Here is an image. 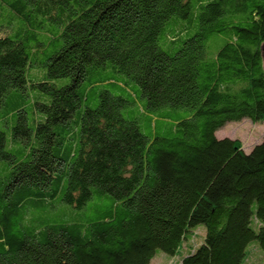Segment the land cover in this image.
<instances>
[{"label":"trees","instance_id":"trees-1","mask_svg":"<svg viewBox=\"0 0 264 264\" xmlns=\"http://www.w3.org/2000/svg\"><path fill=\"white\" fill-rule=\"evenodd\" d=\"M28 86L50 96L33 126L4 100ZM5 105L19 147L0 129V264H150L199 225L180 264L264 252V138L218 136L264 122V0H0Z\"/></svg>","mask_w":264,"mask_h":264},{"label":"rangeland","instance_id":"rangeland-1","mask_svg":"<svg viewBox=\"0 0 264 264\" xmlns=\"http://www.w3.org/2000/svg\"><path fill=\"white\" fill-rule=\"evenodd\" d=\"M46 78V68L39 65H34L28 68L27 71V79L28 83L30 84V80L32 81H42ZM66 82L64 79L56 80L58 86L63 85ZM103 89H109L112 93L115 92L114 88L108 85L102 87ZM121 93V92H117ZM27 96L24 99L19 98L15 95H7L5 97L6 105L12 104H24L26 110L28 111V122L30 125H34L33 123V111L32 106L35 104L36 101H49L50 96L42 93L39 89H34L28 86ZM6 105L1 109V114H5ZM94 105V104H92ZM127 119H131L134 117L132 113L130 115H125ZM10 119V118H9ZM13 127L12 121H10L9 127H2L0 124V129L7 132V149L15 152L19 147L18 145L13 147L11 145V128ZM141 130L145 134H150V129L148 123L144 120L141 122ZM14 131V130H13ZM219 137H231L237 138L242 141L243 147L249 151L254 145L261 142L264 138V122H253L248 118H244L240 121H230L226 123L221 129L218 130ZM31 142H34V138H32ZM70 206L69 205H59L58 207L47 211L44 215L46 220H62L64 218H69L71 213L69 212ZM78 212V211H77ZM252 227L257 230L258 229V222L255 218L252 220L251 223ZM199 232H202V235H199ZM205 235V228L203 225H199L196 229H194L192 234L188 235V238L183 240L181 248L178 250L176 254H169L163 250L158 249L156 254L151 260L150 264H180L182 258L188 255L192 248L196 245L200 244ZM249 250V257L245 264H264V252L262 251L261 247L259 246L257 240H253L248 247Z\"/></svg>","mask_w":264,"mask_h":264}]
</instances>
